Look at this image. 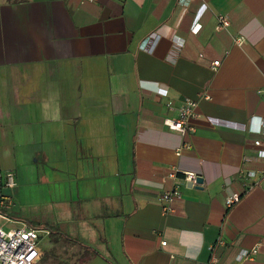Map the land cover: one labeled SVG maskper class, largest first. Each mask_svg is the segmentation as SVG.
<instances>
[{"label": "crops", "instance_id": "1", "mask_svg": "<svg viewBox=\"0 0 264 264\" xmlns=\"http://www.w3.org/2000/svg\"><path fill=\"white\" fill-rule=\"evenodd\" d=\"M263 118L264 0H0V212L54 229L37 264H264Z\"/></svg>", "mask_w": 264, "mask_h": 264}, {"label": "built area", "instance_id": "2", "mask_svg": "<svg viewBox=\"0 0 264 264\" xmlns=\"http://www.w3.org/2000/svg\"><path fill=\"white\" fill-rule=\"evenodd\" d=\"M87 2L93 3L97 0H85ZM201 13L195 15V29L194 33H196L200 25L198 24ZM229 20L225 16L217 17V29L218 30H226L229 27ZM145 44H143L144 47ZM218 66V62H213V68ZM196 107L197 103L193 100H184L182 104L176 108L175 117H171L168 115L163 120V125L167 127L168 130L177 132L181 137H184L186 131L189 127V121L196 116ZM166 108L169 113H172L175 110L174 104L172 101L166 102ZM213 120L210 119L209 122ZM264 121V118H263ZM215 124H217L215 122ZM259 141H255V145H259ZM190 144L183 142L180 149H189ZM178 172L176 170H171L166 174L167 179H175ZM181 180L184 183H189L191 185L196 184L197 175L189 172L181 173ZM14 186V178L12 173H8L5 176L4 187L12 188ZM239 193H231L225 197L224 206L226 209L231 208L235 203L239 201L240 198ZM181 198V192L178 186H173L171 189L163 190L159 193V201L161 204V210L163 214H171L174 213V209L172 208V204L175 200ZM10 200L7 196H0V207H6L9 204ZM0 219L5 222H11V220L0 213ZM49 231L45 229H35L31 228L26 224H22L20 227L16 229H12L9 231H4L2 226H0V264H37L41 257V253L39 251V241L40 234H44V236L49 235ZM223 245V241L219 242ZM161 245H165V242H162ZM256 248H253L250 251H242L238 257L237 261L241 262L246 259L250 255L256 253ZM208 264H217L216 260H211Z\"/></svg>", "mask_w": 264, "mask_h": 264}, {"label": "rangeland", "instance_id": "3", "mask_svg": "<svg viewBox=\"0 0 264 264\" xmlns=\"http://www.w3.org/2000/svg\"><path fill=\"white\" fill-rule=\"evenodd\" d=\"M0 226H2L4 231H9V230L16 229V228L19 227V225L14 220H11V222H5L2 219H0ZM45 237L46 236H44V234H40V244H39V246H40V248L43 251L45 249H46V251L48 250L46 248V247H48V245H46L48 239L45 238ZM49 253H51V254L47 255V257L43 259L42 264L50 263L51 260H54V262H56L55 257H57V258L59 257V255H57V254H60L61 258H62V261H61L60 264H78V261L75 262V259H74L75 255L73 253V250H66L64 255H62V253L57 251V249H55L52 252H50V250H49ZM55 264H58V263H55Z\"/></svg>", "mask_w": 264, "mask_h": 264}, {"label": "trees", "instance_id": "4", "mask_svg": "<svg viewBox=\"0 0 264 264\" xmlns=\"http://www.w3.org/2000/svg\"><path fill=\"white\" fill-rule=\"evenodd\" d=\"M0 213H1V215H3V216H5V217L9 218V216L7 215L6 212L1 211ZM25 224L28 225V226L31 227V228H35V229H45V230H47V231H51V232L54 233V229H53L52 227H50V226H44L43 228H40L39 226H36V225H34V224L30 223V222H25Z\"/></svg>", "mask_w": 264, "mask_h": 264}, {"label": "water", "instance_id": "5", "mask_svg": "<svg viewBox=\"0 0 264 264\" xmlns=\"http://www.w3.org/2000/svg\"><path fill=\"white\" fill-rule=\"evenodd\" d=\"M202 184H203V180H202V178L197 177V179H196V184H195V185L202 186Z\"/></svg>", "mask_w": 264, "mask_h": 264}]
</instances>
